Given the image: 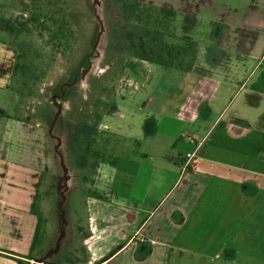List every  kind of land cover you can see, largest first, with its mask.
Here are the masks:
<instances>
[{
	"label": "crops",
	"instance_id": "crops-1",
	"mask_svg": "<svg viewBox=\"0 0 264 264\" xmlns=\"http://www.w3.org/2000/svg\"><path fill=\"white\" fill-rule=\"evenodd\" d=\"M144 1L175 17L172 34L197 42V60L184 71L126 55L148 69L150 115L135 118L137 148L118 145L93 185H75L87 224L77 264H264V87H252L264 73V0ZM17 59L0 39V264L40 259L29 255L45 244L38 204L55 185L49 113L13 94ZM104 119L85 121L110 131Z\"/></svg>",
	"mask_w": 264,
	"mask_h": 264
},
{
	"label": "rangeland",
	"instance_id": "rangeland-1",
	"mask_svg": "<svg viewBox=\"0 0 264 264\" xmlns=\"http://www.w3.org/2000/svg\"><path fill=\"white\" fill-rule=\"evenodd\" d=\"M134 1L0 0V39L13 42L18 48L11 90L16 98L34 105L39 114L49 113L43 128L54 154L55 185L50 195H40L38 204L43 211L39 238H44L42 235L46 233L44 247L39 242V248L29 254L41 259L50 253L42 264H77L75 258L83 256L79 234L87 229L86 212L72 200L77 190L75 185L82 183L83 176L75 166L73 154L77 151L74 148L78 124L93 128L89 129L92 132L89 142L79 152H87L84 156L91 168L101 159H111V152H116L118 145L124 147L120 153L128 154L138 147L136 138L143 139L135 118L150 115L149 110L141 109L148 100L143 90L148 69L145 67L146 73L141 74L137 68L144 66L127 59L121 45L125 34L134 30L135 23L127 19L125 10ZM139 1L142 7L147 4ZM121 61H125L129 75L122 74ZM252 62L254 65L255 60ZM132 79L142 89L136 90ZM101 96H105V101L99 100ZM74 101L76 107L71 109ZM59 102L60 109L56 107ZM99 107L104 108L100 110L102 116L96 113ZM55 113L60 114L56 124ZM86 118H105L111 129L102 131L98 124L86 123ZM31 121L37 123L36 118ZM50 128L56 140L50 135ZM92 171L96 170L92 168ZM78 225L83 228L79 229Z\"/></svg>",
	"mask_w": 264,
	"mask_h": 264
},
{
	"label": "trees",
	"instance_id": "trees-1",
	"mask_svg": "<svg viewBox=\"0 0 264 264\" xmlns=\"http://www.w3.org/2000/svg\"><path fill=\"white\" fill-rule=\"evenodd\" d=\"M133 3L131 6H125L127 19L131 23H135L134 30L125 34L124 42L121 44L125 55L168 68L192 71L198 56L197 42L172 34L171 27L175 21L173 15L166 14L149 4L142 7L143 4L139 0H135ZM171 38L179 39L180 42L171 40ZM252 87L254 89L264 87V73L252 84ZM89 129L93 128L87 124H78L75 132L76 145L74 148H77V151L74 150L73 153L75 166L82 173V184L85 186L94 184L96 171H92V168L96 170L97 167V164L92 168L88 167L89 164L86 163V157L84 156L87 152L79 153L82 147L85 144L87 145L92 135ZM78 227L79 229L83 228L82 225H78ZM38 236H36V240ZM29 258L33 259V257ZM15 259L19 264H31L20 258Z\"/></svg>",
	"mask_w": 264,
	"mask_h": 264
},
{
	"label": "flooded vegetation",
	"instance_id": "flooded-vegetation-1",
	"mask_svg": "<svg viewBox=\"0 0 264 264\" xmlns=\"http://www.w3.org/2000/svg\"><path fill=\"white\" fill-rule=\"evenodd\" d=\"M109 68H110V67H109ZM68 86H70V84H68ZM63 92H64V91H63ZM90 92H91V90H90ZM62 94H64V93H62ZM64 95H65V94H64ZM64 95H62V96H64ZM83 99H86V100H87L88 98L83 97ZM99 100L105 101V96H101ZM56 101H57V100H56ZM53 102H54V101H53ZM60 105H61V104H60V102H59V103H57V106H56V107H59V109H60V108H61ZM72 105H73V108H72V109H74V108L76 107V101H74ZM100 110L104 111V108H103V107H99L98 110L96 111V113H98L99 115H102V112H101ZM96 113H95V114H96Z\"/></svg>",
	"mask_w": 264,
	"mask_h": 264
},
{
	"label": "water",
	"instance_id": "water-1",
	"mask_svg": "<svg viewBox=\"0 0 264 264\" xmlns=\"http://www.w3.org/2000/svg\"><path fill=\"white\" fill-rule=\"evenodd\" d=\"M64 179H66V176H65ZM63 181H64V180H63ZM60 193H61V195L63 194L62 188H60ZM63 235H64V233H63V230H62L61 236H60V238H59L60 241H61ZM58 246H59V244H58ZM57 250H58V247H57V249H56L55 251H57ZM45 260H46V258L36 259V260H35L34 262H32L31 264H42V263L45 262Z\"/></svg>",
	"mask_w": 264,
	"mask_h": 264
},
{
	"label": "built area",
	"instance_id": "built-area-1",
	"mask_svg": "<svg viewBox=\"0 0 264 264\" xmlns=\"http://www.w3.org/2000/svg\"><path fill=\"white\" fill-rule=\"evenodd\" d=\"M188 156L191 158V157H193V154H189Z\"/></svg>",
	"mask_w": 264,
	"mask_h": 264
}]
</instances>
